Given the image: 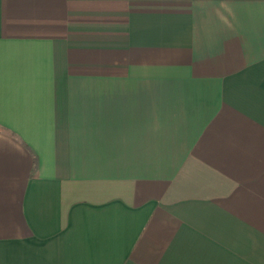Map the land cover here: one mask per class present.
<instances>
[{"label":"crops","instance_id":"1","mask_svg":"<svg viewBox=\"0 0 264 264\" xmlns=\"http://www.w3.org/2000/svg\"><path fill=\"white\" fill-rule=\"evenodd\" d=\"M0 264H264V0H0Z\"/></svg>","mask_w":264,"mask_h":264}]
</instances>
